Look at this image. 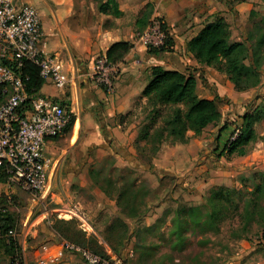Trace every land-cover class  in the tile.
<instances>
[{
	"label": "rangeland",
	"instance_id": "rangeland-1",
	"mask_svg": "<svg viewBox=\"0 0 264 264\" xmlns=\"http://www.w3.org/2000/svg\"><path fill=\"white\" fill-rule=\"evenodd\" d=\"M79 1L93 3L90 14L96 19L103 0ZM235 3L238 2L234 1L233 5ZM252 3L253 6L247 9L246 30L232 29L231 38L234 35L233 38L238 36L243 39L254 23L264 16V0ZM32 4L44 14V0ZM153 11L154 6L152 14ZM155 16L164 20L160 15ZM64 50L73 54L72 47L66 46ZM53 53L60 57L57 51ZM60 61L63 60L60 58ZM247 90L251 92L249 97L245 101H237L236 106H230L228 98L219 95L222 98L218 102L222 116L231 115L233 119L228 121L230 119L225 117L227 120L221 122L226 124L221 138L217 137L219 128L215 125L204 130V146L201 147L198 142L191 146V152H197L195 163L180 157L179 169L176 167L174 171H168L160 167L159 160L164 159L160 150L163 149L166 155L167 149L178 142L165 140L153 144L142 135L147 128L153 131L159 126L162 114H166L169 108L162 107L161 114L157 116L148 99L138 96L127 112L117 116L124 129L131 127L137 130L135 138L124 143L113 140V145L102 138L100 146L93 145L88 154L77 156L76 169L86 167L92 182L72 181L67 170L72 159L67 157L63 164L61 157L58 178L51 182L50 193L46 196L13 186L0 190V208L5 209L2 228L13 232L12 236L4 235L0 239V264H14V258L19 255L34 259L41 246L51 247L68 240L61 237L57 230L59 221L65 222V227L70 223L73 231L78 230L86 238H93L101 246L110 248L106 237L111 233L110 224L119 217H123L129 226L127 237L118 250L121 253H116L124 257L126 264H264V228L251 222L248 230H244L240 221L241 207L247 198L255 197L264 202V188L261 191L256 188L264 182V74L258 85ZM180 106L185 107L184 104ZM246 114L255 116L257 134L249 145L248 153L220 157L214 149L223 148L233 128L243 124ZM187 134L190 137L188 142L203 135L202 132L195 135L192 130ZM115 149L124 151L125 155ZM207 150L210 151L209 156L204 154ZM54 154L50 152L49 155ZM205 157L209 164L203 172L196 165H203ZM164 160L169 162L168 157ZM91 171L96 172L104 189L111 195L93 181ZM193 173L198 181L191 179ZM200 182L210 183L203 185ZM123 187L134 190L136 211H132L134 206H128L123 211L117 205L116 189ZM213 192L218 193L213 199V204L217 205L210 214L206 204L210 203ZM199 193L203 195L202 199L195 197ZM221 197L229 199L226 201ZM189 207L201 210L179 213ZM74 264L86 263L76 258Z\"/></svg>",
	"mask_w": 264,
	"mask_h": 264
},
{
	"label": "crops",
	"instance_id": "crops-1",
	"mask_svg": "<svg viewBox=\"0 0 264 264\" xmlns=\"http://www.w3.org/2000/svg\"><path fill=\"white\" fill-rule=\"evenodd\" d=\"M36 1L17 0L19 4L26 2L32 4ZM253 1L255 0L235 3L231 9L224 0H117L122 12L120 16L98 11L95 19L90 14V8H94L93 3L87 4L79 0H44L45 10L41 16L47 49L53 55V51H57L60 57L55 56L59 61L60 58L63 60L60 62L64 66L62 72L65 84L57 87L47 82L43 84L41 91L65 105L73 113L72 126L64 133L65 135L50 138L46 142L45 152L52 160L50 182H55L58 178L59 158L61 157L63 164L67 157L72 159L67 167L72 181L92 182L88 178L89 170L86 167H81V170L76 169L77 156L88 154L93 145L100 146L102 138H106L107 143H109V138L124 143L136 137L137 130L131 127L124 129L117 120V116L131 108L133 99L143 96V89L153 77L152 68L154 66L194 74L197 79V93L200 97L212 99L216 94L225 96L230 106H236L237 101H245L251 92L236 90L226 74L199 63L187 50V42L216 15L224 17L231 30L236 28L244 32L247 27V9L253 6ZM149 3L152 4V9L154 6L151 17L155 15L163 17L174 40L173 49L164 52L162 56L149 53L148 47L138 38V34L147 26L143 29L138 28L137 20ZM233 37L234 35L233 40H242L238 36ZM116 41H130L133 47L118 62L121 72L115 91L109 94L97 84L94 78V57L96 54H106L109 47ZM66 46L72 47L73 54L70 50L68 52L64 50ZM229 98L230 101H228ZM225 117L230 119L228 121L233 119L231 115H223L219 122L210 124L205 129L215 125L219 128L217 137L221 138L220 135L226 128L225 124H221L226 119ZM204 130L203 135L192 138L191 142H178L169 147L166 155L161 149V157L164 159L168 157L169 162L160 159V167L168 171H174L176 167L179 169L180 157H184L186 162L191 160V164L195 163L197 152L196 150L191 152V146L196 142L200 143L201 147L204 146L206 137ZM207 140L211 139L207 138ZM210 149L212 152V148ZM221 150L222 148L216 147L214 152L219 153L220 157L226 156L227 154H223ZM210 151L207 150L204 154L209 156ZM50 152L56 154L51 156ZM207 161H209L208 158L204 159L203 165H196V168L204 172L207 169L205 166L209 164ZM196 177L193 173L191 179L198 181ZM200 183L205 185L210 182ZM8 187L6 182H0V190L3 188L7 190ZM198 196L202 199L203 195L195 194V197L198 198ZM45 256L53 258L51 264H74L76 258L81 260L76 254L65 251L62 243L51 247L41 246L34 259L30 260Z\"/></svg>",
	"mask_w": 264,
	"mask_h": 264
},
{
	"label": "built area",
	"instance_id": "built-area-1",
	"mask_svg": "<svg viewBox=\"0 0 264 264\" xmlns=\"http://www.w3.org/2000/svg\"><path fill=\"white\" fill-rule=\"evenodd\" d=\"M157 17L138 34L147 47L166 43L169 28ZM94 61L97 84L112 94L121 72L119 63L110 62L106 54L98 55ZM34 68L44 83L57 87L65 84L61 62L47 49L37 7L27 2L19 4L17 0H0V182L46 196L51 190L52 165L45 152L46 142L65 133L73 113L42 91H35L30 85ZM240 132L241 128L235 126L226 143ZM4 213L5 209L0 208V239L13 234L12 230L2 228ZM62 247L86 264H126L124 257L111 248H105L107 256H103L69 240H64ZM52 260L51 256L29 260L19 255L13 263L51 264Z\"/></svg>",
	"mask_w": 264,
	"mask_h": 264
},
{
	"label": "trees",
	"instance_id": "trees-1",
	"mask_svg": "<svg viewBox=\"0 0 264 264\" xmlns=\"http://www.w3.org/2000/svg\"><path fill=\"white\" fill-rule=\"evenodd\" d=\"M241 2L244 0H224L229 8H233V2ZM100 12L111 13L115 16L121 15L117 0H106L100 4ZM152 4L147 5L146 10L137 20L138 28H145L151 18ZM261 20L256 21L253 28L247 36L242 40H232L231 29L222 16H214L212 21H209L201 31L192 37L187 42V50L191 52L199 63L211 66L221 73L227 75L228 79L238 91H244L255 87L261 81V75L264 74V26ZM165 27V26H164ZM174 46L172 35L167 30L166 43L159 47H148L151 54L162 56L164 52L171 51ZM133 47L130 41H116L107 50V58L110 62L118 63L126 53ZM153 77L147 83L142 91V95L148 99L149 104L155 114H161V108H169L166 114H162V123L153 131L148 128L144 131L142 137L149 142L161 143L165 140H171L173 143H187L190 139L187 132L192 130L195 135H199L208 125L219 122L222 118V112L218 102L222 100L221 96L215 95L214 98H203L197 93V79L194 74H188L179 70H166L162 66H154L152 68ZM43 80L39 76L37 68H34L31 74L30 85L34 87L37 93L41 92ZM184 104L182 108L180 105ZM255 116L246 114L242 125H236L241 128L240 134L230 141L225 143L222 148V153L227 155L244 156L248 153V148L251 142L256 137L254 128ZM72 126V122L65 132ZM226 127V124L224 125ZM114 139L109 138V144L113 145ZM118 153L125 155V152L115 149ZM93 181L106 192L101 184L95 171L90 172ZM257 191L264 188V182L257 185ZM117 205L123 209L131 206L132 211L137 210L135 202V192L129 188L123 187L117 190ZM231 191V189H229ZM108 194V192H106ZM216 192H213L211 201L206 204L210 214L214 212L213 199L217 197ZM111 195V194H108ZM228 201V197H221ZM240 221L244 230H248L251 222L264 228V202L258 198H247L246 202L241 207ZM199 207H189L180 210V214L198 212ZM213 210V211H212ZM214 217V216H213ZM65 222L59 221L56 225L61 237L67 238L69 241L75 242L85 247H89L93 251L107 256L105 246H101L99 242L93 238H86L85 234L78 230L73 231L70 223L65 227ZM6 231V229H4ZM129 226L123 217L110 224V234L106 239L108 245L115 253L119 252V248L123 245ZM80 235V236H79ZM79 236V237H77ZM80 238V239H79ZM89 243L88 245H86Z\"/></svg>",
	"mask_w": 264,
	"mask_h": 264
},
{
	"label": "bare ground",
	"instance_id": "bare-ground-1",
	"mask_svg": "<svg viewBox=\"0 0 264 264\" xmlns=\"http://www.w3.org/2000/svg\"><path fill=\"white\" fill-rule=\"evenodd\" d=\"M70 212V211H69ZM67 213V212H66ZM75 215H77V214H75ZM80 216V215H79Z\"/></svg>",
	"mask_w": 264,
	"mask_h": 264
},
{
	"label": "water",
	"instance_id": "water-1",
	"mask_svg": "<svg viewBox=\"0 0 264 264\" xmlns=\"http://www.w3.org/2000/svg\"><path fill=\"white\" fill-rule=\"evenodd\" d=\"M120 154V153H119Z\"/></svg>",
	"mask_w": 264,
	"mask_h": 264
}]
</instances>
